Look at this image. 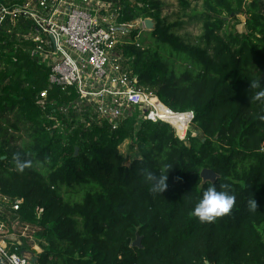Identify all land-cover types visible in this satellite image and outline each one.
Returning a JSON list of instances; mask_svg holds the SVG:
<instances>
[{
	"label": "trees",
	"instance_id": "trees-1",
	"mask_svg": "<svg viewBox=\"0 0 264 264\" xmlns=\"http://www.w3.org/2000/svg\"><path fill=\"white\" fill-rule=\"evenodd\" d=\"M202 1L196 44L173 31L177 24L162 17L161 2L125 7L122 22L152 18L151 35L170 49L145 47L139 30L123 46L160 99L153 116L170 124L135 116L116 129L91 122L93 110L74 88L51 87L50 68L16 48L15 39L0 38V191L22 198L20 213L41 228L37 264H264V103L250 96L251 80L264 83V4ZM178 2L182 11L191 6ZM239 14L246 32L236 30L240 21L226 31ZM166 106L192 111L200 135L180 139L175 129L181 133L192 115ZM10 129L24 131L21 146L9 139ZM126 140L138 152L130 165L119 150ZM168 166V187L154 194L144 173ZM205 168L236 196L232 213L213 223L190 215L212 183H203ZM137 235L142 247L132 246Z\"/></svg>",
	"mask_w": 264,
	"mask_h": 264
},
{
	"label": "built area",
	"instance_id": "built-area-1",
	"mask_svg": "<svg viewBox=\"0 0 264 264\" xmlns=\"http://www.w3.org/2000/svg\"><path fill=\"white\" fill-rule=\"evenodd\" d=\"M128 3L136 2L0 0V38L15 39L16 48L50 68L51 87L74 88L93 110L91 122H109L116 129L135 116L170 124L153 116L156 109L152 101L160 99L135 73L134 58L123 52L133 31L132 22H122ZM47 97V91L40 95L43 108ZM171 112L190 113V122L195 117L192 111ZM23 203L22 198L0 191V264H37L36 248L41 250L43 243L37 237L41 228L24 219L20 213ZM36 212L40 218L43 209Z\"/></svg>",
	"mask_w": 264,
	"mask_h": 264
},
{
	"label": "rangeland",
	"instance_id": "rangeland-1",
	"mask_svg": "<svg viewBox=\"0 0 264 264\" xmlns=\"http://www.w3.org/2000/svg\"><path fill=\"white\" fill-rule=\"evenodd\" d=\"M134 2H137V0H133ZM161 2L163 5L162 9V17L165 18V20L169 24H177L173 31L181 36L187 43L190 44H196L198 42V37L202 33V22L199 19L200 11H202V0H189L191 3V6L187 11H182L178 0H157ZM261 2L264 4V0H261ZM142 4L141 2H139ZM229 23L226 27V31H231L233 29V25L237 23V21H240L236 25V30L240 33L246 32V16L239 14L238 18H231L228 19ZM131 30H139L137 40L144 41V46L148 47L150 45L159 46L161 50L162 48H167L168 46H164L161 43H158L156 39L151 35L152 31L147 30L145 25V19H138L135 20L130 24ZM165 56H168L165 54ZM175 64L178 66L182 64V62L177 58L174 57ZM185 64V62H183ZM155 100V99H154ZM153 102V101H152ZM155 102V101H154ZM167 107V106H166ZM168 108V107H167ZM140 112H138L139 114ZM181 117L184 118L183 114H180ZM192 118V117H191ZM190 120L187 122V124L182 128L181 133H177L176 135L185 141H188L191 136L196 135L199 136L200 132L196 130V127L192 125V121ZM9 139L12 140V143L21 146L23 139L26 138L24 131L16 133L14 130H9ZM179 134V135H178ZM120 153L124 156L126 160V165H130L135 158L138 156V152L133 147V143L130 140H126L122 145L119 146Z\"/></svg>",
	"mask_w": 264,
	"mask_h": 264
},
{
	"label": "clouds",
	"instance_id": "clouds-1",
	"mask_svg": "<svg viewBox=\"0 0 264 264\" xmlns=\"http://www.w3.org/2000/svg\"><path fill=\"white\" fill-rule=\"evenodd\" d=\"M257 89H261L256 91ZM250 90H252L251 102L264 103V83L261 80H251ZM22 168L23 164L19 162ZM168 166L166 172L157 174L153 171L144 173L146 181L152 185L151 191L162 194L168 187ZM236 206V196L231 193L230 186L226 183H210L208 187L199 194V199L195 206L190 210V215L197 218L200 223H213L218 218L230 215ZM258 208L257 201L252 198L248 201V209L251 212Z\"/></svg>",
	"mask_w": 264,
	"mask_h": 264
},
{
	"label": "water",
	"instance_id": "water-1",
	"mask_svg": "<svg viewBox=\"0 0 264 264\" xmlns=\"http://www.w3.org/2000/svg\"><path fill=\"white\" fill-rule=\"evenodd\" d=\"M145 25H146L147 30L149 31H154L156 28V23L152 18H146ZM5 158H6L5 156L2 157V159H5ZM201 178L203 180V183H206L208 181L213 183V182H216L220 178V175L217 174L212 169L205 168L201 171ZM141 241H142V237L137 235V238L133 241L132 246L142 247Z\"/></svg>",
	"mask_w": 264,
	"mask_h": 264
},
{
	"label": "bare ground",
	"instance_id": "bare-ground-1",
	"mask_svg": "<svg viewBox=\"0 0 264 264\" xmlns=\"http://www.w3.org/2000/svg\"><path fill=\"white\" fill-rule=\"evenodd\" d=\"M154 102V101H153Z\"/></svg>",
	"mask_w": 264,
	"mask_h": 264
}]
</instances>
